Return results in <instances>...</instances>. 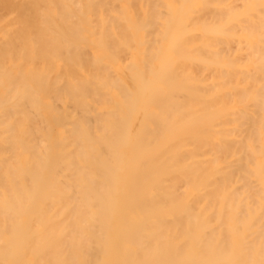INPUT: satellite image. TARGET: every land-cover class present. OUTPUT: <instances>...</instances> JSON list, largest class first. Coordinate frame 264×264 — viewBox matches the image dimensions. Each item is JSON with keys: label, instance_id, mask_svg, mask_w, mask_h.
I'll return each mask as SVG.
<instances>
[{"label": "bare ground", "instance_id": "obj_1", "mask_svg": "<svg viewBox=\"0 0 264 264\" xmlns=\"http://www.w3.org/2000/svg\"><path fill=\"white\" fill-rule=\"evenodd\" d=\"M0 264H264V0H0Z\"/></svg>", "mask_w": 264, "mask_h": 264}]
</instances>
